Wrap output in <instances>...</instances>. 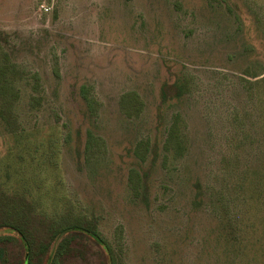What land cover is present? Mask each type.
I'll list each match as a JSON object with an SVG mask.
<instances>
[{
  "label": "rangeland",
  "instance_id": "obj_1",
  "mask_svg": "<svg viewBox=\"0 0 264 264\" xmlns=\"http://www.w3.org/2000/svg\"><path fill=\"white\" fill-rule=\"evenodd\" d=\"M0 64V198L34 207L0 212L91 223L112 264H264V0H0Z\"/></svg>",
  "mask_w": 264,
  "mask_h": 264
},
{
  "label": "trees",
  "instance_id": "obj_2",
  "mask_svg": "<svg viewBox=\"0 0 264 264\" xmlns=\"http://www.w3.org/2000/svg\"><path fill=\"white\" fill-rule=\"evenodd\" d=\"M12 68L9 64H0V99L5 105L10 97V79L14 73ZM163 93L162 89V97ZM3 203L7 208L10 204H26L16 199L0 198V205ZM26 208L32 212L34 207L29 204ZM24 209L20 211L15 209L13 213L11 210L0 212V228H6V238L16 241L20 249L29 256V261L25 260L24 264H67L64 261L65 257L77 252V246L93 249L94 252L96 248L103 250L106 256L104 264H112L108 246L99 238L95 226L91 223L81 222L70 215H66L63 221H60L47 218L41 213L26 214ZM3 254L4 251L0 248L1 264H5ZM16 264H23V259Z\"/></svg>",
  "mask_w": 264,
  "mask_h": 264
},
{
  "label": "built area",
  "instance_id": "obj_3",
  "mask_svg": "<svg viewBox=\"0 0 264 264\" xmlns=\"http://www.w3.org/2000/svg\"><path fill=\"white\" fill-rule=\"evenodd\" d=\"M41 9H42V6H41ZM43 10H44L45 12H47V10H46L45 8H43Z\"/></svg>",
  "mask_w": 264,
  "mask_h": 264
}]
</instances>
